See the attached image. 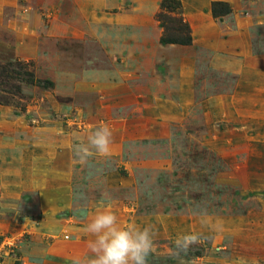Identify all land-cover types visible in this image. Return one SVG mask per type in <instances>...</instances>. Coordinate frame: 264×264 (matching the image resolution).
Returning a JSON list of instances; mask_svg holds the SVG:
<instances>
[{
	"label": "rangeland",
	"instance_id": "rangeland-1",
	"mask_svg": "<svg viewBox=\"0 0 264 264\" xmlns=\"http://www.w3.org/2000/svg\"><path fill=\"white\" fill-rule=\"evenodd\" d=\"M162 1L12 0L2 10L0 23V106L19 116L22 126H58L74 134L76 145L86 142L101 124L97 119L106 115L105 99L119 92L123 75L129 70H145L129 79L133 89L142 90L149 98L152 91L162 98L174 97L170 77L183 58L195 57L197 97L230 92L234 78L208 68L209 50L188 49L190 53L185 56L168 52L171 47L162 43L166 32L157 20ZM179 1L187 22L184 10L188 0ZM253 6L240 11L257 21L247 29V35L253 56L260 57L264 56V0H256ZM214 8L217 17L213 6L211 14L220 22L230 14L224 13L225 6ZM175 17L167 13L169 21ZM227 21L228 32L234 35L225 36L235 39L233 19ZM34 80L49 81L52 87L45 89ZM116 93L115 100L119 101ZM114 113L119 115V110ZM202 123L196 108L186 127L171 128L168 151L141 150L136 157L159 160L160 165L152 167L136 164L129 170L117 158L99 154L81 163L73 153L76 165L69 210L57 217H43L36 194H25L17 205L18 220L26 221L30 229L26 233H0V241L10 238L15 243L12 248H0V264H75L77 260L86 264L91 255L88 249L67 247L59 239L68 235L65 241H72L71 226H82L87 211L112 200L133 201L141 213L217 215L210 227L223 221L218 224L222 230L197 234L200 241L187 253L175 255V243L157 244L148 264H264V194L253 191L259 184L248 183L249 174H258V162L248 160L245 152L223 151L218 155L202 146L199 138L206 133ZM226 127L221 125L220 130ZM166 154L169 162L161 165ZM109 175L135 178L136 190L108 188L104 179ZM236 175L240 184L234 180ZM5 190L0 186V192ZM46 221H50V228Z\"/></svg>",
	"mask_w": 264,
	"mask_h": 264
},
{
	"label": "crops",
	"instance_id": "crops-1",
	"mask_svg": "<svg viewBox=\"0 0 264 264\" xmlns=\"http://www.w3.org/2000/svg\"><path fill=\"white\" fill-rule=\"evenodd\" d=\"M213 1L227 3L232 10L223 18V22L215 20L211 14ZM11 2L0 0V23L2 10ZM255 3L256 0L187 1L184 15L191 27L192 44L188 48L168 45L171 47L167 48L168 52H180L185 56L192 49L209 50L208 68L233 77L231 91L198 98L195 57L183 58L180 67L170 77L168 83L174 88V97L162 98L155 96V91H152L149 98V94H143L142 90L133 89L129 79L145 70H129L123 75L119 92H115L119 101L115 100L114 88L111 87L110 95L114 93V98L105 99L103 105L106 115L97 119L98 123L107 124L113 133L111 153L106 157L117 158L118 163L129 170L136 164L143 167H152L156 163L160 165L157 159L136 156L141 150L151 153L161 149L168 151L171 146V128L186 127L185 122L192 111L198 108L202 125L206 127V133L204 131L199 138L200 144L218 155L223 151L231 154L245 152L248 160L254 158L259 165L255 169L258 174H249L248 183L259 184L253 191L264 194V172L260 174V170L264 169V56H253L248 42L247 29L257 21L250 14L241 15L240 11ZM229 17L235 25V39L225 36L228 33L234 35V32H228ZM2 56L0 52V58ZM12 56H16V51L13 50ZM117 109L119 115L114 113ZM20 121L23 122L9 108L0 106V186L7 188L0 192V233H26L30 229L26 221L18 220L20 214L17 205L25 194H36L39 212L46 218L64 215L72 201L71 179L76 165L72 150L77 140L75 135L64 132L58 126H22ZM221 125H226V129L220 130ZM169 159L166 154L163 160L160 159L161 165L169 162ZM233 160L237 161L235 157ZM104 180L108 188L136 190L135 178L132 180L130 177L109 175ZM234 180L240 184L237 175ZM136 195L133 197L134 202L138 201ZM105 207L114 212L125 226L129 223L140 227L152 225L155 249L162 242L175 243L178 235L213 234L214 229L222 230L219 225L223 221L210 227L217 215H195L188 211H179L177 214L141 213L133 201L127 204L123 200H112L101 202L99 206L87 211L82 226L70 225L73 240L65 241L69 238L65 235L66 239L62 237L60 243L67 247L70 245L72 248L88 249V241L92 237L85 234L83 229L92 216ZM235 221L238 220L234 218ZM46 223L50 228V221ZM89 258H92L91 255Z\"/></svg>",
	"mask_w": 264,
	"mask_h": 264
},
{
	"label": "clouds",
	"instance_id": "clouds-1",
	"mask_svg": "<svg viewBox=\"0 0 264 264\" xmlns=\"http://www.w3.org/2000/svg\"><path fill=\"white\" fill-rule=\"evenodd\" d=\"M113 133L107 124L101 123L86 139L73 146L74 156L86 162L94 154L108 156L111 153ZM84 233L92 237L88 241L91 259L86 264H148L149 256L155 251V232L152 225L140 227L135 223L123 225L117 215L108 210L97 211L88 222ZM200 237L189 233L175 239V255L187 253ZM75 264H81L77 260Z\"/></svg>",
	"mask_w": 264,
	"mask_h": 264
},
{
	"label": "trees",
	"instance_id": "trees-1",
	"mask_svg": "<svg viewBox=\"0 0 264 264\" xmlns=\"http://www.w3.org/2000/svg\"><path fill=\"white\" fill-rule=\"evenodd\" d=\"M215 5L225 6L226 8L224 13L226 15L230 13V9L227 4L223 2H213L211 6H213L212 10L214 17H217L214 13ZM167 13L171 15L174 14L176 16L175 19H170L169 21L167 18ZM157 20L160 26L164 29V32H166L165 36L162 38L163 44L188 46L192 43V35L190 34L191 30L187 22L182 17V5L179 0H163L160 4V13L157 15ZM27 75L29 76V74ZM28 81L33 82L32 79ZM34 81L36 84L43 85L45 89L52 87V83L49 81ZM173 248L175 249V245Z\"/></svg>",
	"mask_w": 264,
	"mask_h": 264
},
{
	"label": "built area",
	"instance_id": "built-area-1",
	"mask_svg": "<svg viewBox=\"0 0 264 264\" xmlns=\"http://www.w3.org/2000/svg\"><path fill=\"white\" fill-rule=\"evenodd\" d=\"M14 245V241L10 238L0 241V248H12Z\"/></svg>",
	"mask_w": 264,
	"mask_h": 264
}]
</instances>
